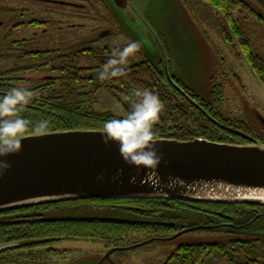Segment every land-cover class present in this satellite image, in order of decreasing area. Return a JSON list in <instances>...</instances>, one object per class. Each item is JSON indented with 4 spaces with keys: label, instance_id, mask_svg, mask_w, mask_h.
I'll use <instances>...</instances> for the list:
<instances>
[{
    "label": "trees",
    "instance_id": "1",
    "mask_svg": "<svg viewBox=\"0 0 264 264\" xmlns=\"http://www.w3.org/2000/svg\"><path fill=\"white\" fill-rule=\"evenodd\" d=\"M185 1L187 4L192 5V7L195 4L197 5L198 2L210 6L212 10L219 13L224 19L233 36H235V33H239L236 30L234 18L236 12L241 7L242 3L240 1ZM239 12L243 13V11ZM49 33L45 35L44 41L38 42L39 46L35 44V40H18L22 42L21 45L25 49V52L17 57L16 61L18 62H16V67L12 70L0 69V94H3L8 88L16 86L14 84L15 74L36 70H47L50 73L58 74V76L47 75L41 79V85L33 89V92L36 94L33 103L23 113L25 118L32 122L43 118L51 120L52 126L47 133L79 130L100 131L102 122L111 118L114 114L112 110L100 109L98 97L102 91L108 92L120 104L123 115L130 109L131 101L134 99L131 95L132 90L147 89L157 93L165 106L155 126L158 139L191 141L196 138H205L220 143L241 145L252 143L245 142V139H249L246 136L247 134H254L250 125L240 119L225 118L221 111V99H213L211 103L205 104L182 81L172 78L182 85L181 87L179 86L180 88L197 101L207 115L210 116L208 117L201 109L187 99L182 92L175 88L169 80L165 69L162 68V64H155L147 55H143L141 50L136 54V57L140 58L143 55L144 59L139 61H136L135 57L130 59L133 64L129 63L128 66L126 65L122 75L102 83L97 80L96 73L100 66L109 58L112 47L88 49L80 46L63 51L56 48L61 44H55L56 41L51 40V36L53 35ZM225 33L230 39L228 40L231 41L232 35L226 29ZM9 40V38L5 37L2 41L6 42ZM13 44L20 45V43ZM243 48L247 50L246 45H243ZM24 59H28L30 65L25 66V68H19L20 62ZM0 62L6 63L7 61L4 57H0ZM58 82L61 83L60 88L57 87ZM213 93L215 94V92ZM221 97L222 91L219 98ZM191 113L199 119L200 123L195 122ZM28 135L32 134L29 133L25 136ZM259 140L264 144L263 139ZM81 202H87L88 204L77 208L70 207L72 203L78 204ZM113 204L119 205V207H112ZM88 205H91L93 218L61 220L55 216L60 212L64 214L73 212L75 214L80 210H85V207ZM122 205L123 210L142 211V215L147 217H143L145 219L141 220L136 215H130L132 218L127 220L97 217L100 216L99 213L101 211L117 212L114 209H122ZM179 208L190 209L181 211ZM200 208H204L205 210ZM18 212H28V214L24 215ZM33 212H40L41 216L48 215L49 217V215H52L53 217L49 218L54 219L46 222L47 228L50 229L49 234L65 239L69 236H77L79 239L90 237L94 238V240H102L105 239L103 237L105 234L108 240L115 236L116 239H125L122 237L126 235L119 238L117 235L112 234L111 231L119 227L129 230L137 229L138 235H135L133 232L132 237L129 238L130 240L127 242L118 241L110 246L108 250L122 249L133 245H138L135 247L138 248L142 247L144 243L166 241L155 239L174 237L183 229L198 226H218L214 231L224 229L230 235L227 242L181 244L178 251L173 253L164 264H176L177 261L178 264H207V260L217 252L218 255L227 258L229 256V251L226 248L227 243L235 251L238 248L237 246L246 250L250 257L247 260L245 259L243 264L264 263V205L148 199H99L36 205L0 212V247H8L0 251V264H4L3 262L7 260L10 254L24 249L21 248L25 246L24 244H18L17 247L6 244L8 240L4 236L9 232L10 227L29 224L27 221H22L20 217L30 219L31 217L40 216L37 214L32 216ZM77 226L89 230L93 228L94 234L73 233L72 228ZM102 228L108 229V232L100 233L98 229L102 230ZM237 236H247L250 238L245 241H239L235 239ZM262 246L263 255L260 260L259 250ZM234 255L235 257L231 264H242L238 263L237 256L239 254L235 252ZM8 263L9 261L5 264Z\"/></svg>",
    "mask_w": 264,
    "mask_h": 264
},
{
    "label": "rangeland",
    "instance_id": "2",
    "mask_svg": "<svg viewBox=\"0 0 264 264\" xmlns=\"http://www.w3.org/2000/svg\"><path fill=\"white\" fill-rule=\"evenodd\" d=\"M91 1L95 2V0ZM137 4L142 14L140 29L120 20L116 11H111L110 14L104 12L105 4L103 3L102 6L104 5V7L100 8L97 1L95 6L92 7L93 11L87 10V14L90 11L92 13L88 21L79 20L75 22L76 24L77 22L86 23V26H76L74 29H69L70 27L68 28L69 25L67 26V23H60L61 20H64L65 7L47 4L46 20L50 23H55L46 27L48 29L47 33L50 31V35L62 41V43H59L61 45L56 47L57 49L67 51L80 47L83 43L96 38L97 32L93 27L95 24L92 23V19L98 16L95 20L101 26L102 22L105 23L109 19L112 36L107 40L111 42L112 48L123 43L125 45L131 41L140 42V50L143 55H147L157 65L162 63H164V66L167 65L170 76L182 81L202 99V102L208 104L213 99H221V111L225 118L246 121L250 128L260 135L257 138L264 140V131L255 117L258 116L264 119V85L251 72L247 59L239 56L237 40L219 13L212 10L210 6L200 2L192 7L185 0H137ZM15 5H17V0H0V57H4L7 61L6 63L0 62V69L12 70L16 67L17 57L25 52L21 45L22 42L19 41H23L26 37H33L32 34L35 32L37 34L43 33L41 29L34 30V28L27 26L13 32L11 29L13 23L17 21L28 22L30 19L21 18L20 9L16 8ZM18 5L32 10L39 9L38 4L32 3V1L22 2L19 0ZM62 14L63 17H60ZM70 23L73 22L71 21ZM60 25H63V27L60 28ZM103 28L105 29V26ZM225 29L232 35L231 41H229L230 39L226 35ZM59 30L62 31L59 32ZM94 34L95 36L93 37ZM122 35L124 36V41L121 38ZM5 37L10 40L3 42L2 40ZM13 43H20V45ZM143 55L140 58L135 55L136 61L144 59ZM130 59L127 66L129 63L133 64ZM28 65H30V61L24 59L20 62L19 68H25ZM47 75L58 76V74L50 73L47 70L22 72L15 74L14 84L18 87H27L33 91L35 87L41 85V79ZM57 87H61L60 82L57 83ZM221 91L222 97L219 98ZM98 99L100 109L112 111L113 109H118L122 114L120 104L108 92L102 91ZM191 116L195 122L200 123L193 113H191ZM87 204V202L72 203L70 207L77 208ZM85 208L91 209V205ZM179 209L186 211L190 208ZM200 209L205 210L204 208ZM99 214L114 219H123V216H126L108 211H101ZM98 231L103 234V232H108V229L102 228V230L98 229ZM133 232L138 235L137 229L129 230L122 227L113 229L111 231L112 234L117 235L119 238L126 235L125 239H116L115 236L103 243V245L99 240H95V242L70 241L63 246H72L77 249L76 251L83 253L84 255L82 254L81 256L84 257L75 255L74 259L64 260L62 263L95 264L114 243L130 240L129 238L132 237ZM229 236L224 229L187 232L174 241H156L145 244L136 250H128L117 254L115 258L119 256L122 258L120 264H164L173 253L178 251L181 244L227 242ZM249 238L247 236H237L235 239L245 241ZM237 247L235 251L227 243L226 248L229 251V256L224 258L222 255H218L217 252L207 260V264H231L234 260L235 252L239 254L237 256L238 263L243 264L245 259L247 260L250 256L245 249L240 246ZM262 255L263 246L259 250L260 260ZM80 259L86 261L82 262L83 260ZM176 264H178V261ZM256 264L264 263L258 262Z\"/></svg>",
    "mask_w": 264,
    "mask_h": 264
},
{
    "label": "water",
    "instance_id": "3",
    "mask_svg": "<svg viewBox=\"0 0 264 264\" xmlns=\"http://www.w3.org/2000/svg\"><path fill=\"white\" fill-rule=\"evenodd\" d=\"M105 2L111 11L118 13L120 20L139 27L142 14L137 0ZM165 71L175 88L207 115L197 101L174 82L167 65ZM249 139L251 144L242 145L205 138L158 139L156 147L163 157L157 170L158 181L150 172L125 164L117 145L102 143L100 131L49 132L42 137L28 135L23 138L22 151L6 158L11 168L0 177V212L99 199L264 205V144ZM170 177L179 178L182 183L169 189ZM217 228L198 226L168 239L155 240L173 241L187 232ZM7 248L0 247V251ZM104 260L95 264H103Z\"/></svg>",
    "mask_w": 264,
    "mask_h": 264
},
{
    "label": "flooded vegetation",
    "instance_id": "4",
    "mask_svg": "<svg viewBox=\"0 0 264 264\" xmlns=\"http://www.w3.org/2000/svg\"><path fill=\"white\" fill-rule=\"evenodd\" d=\"M22 2H28L32 1V3H37L39 9H27L25 7L22 8V6H19V0H17V5H15L16 8L20 9V17L23 19L30 18L28 22H22V21H17L12 24L11 29L13 32L15 30H19L21 27L27 26L34 28V30H40L43 31L41 34H37L36 32L32 34L33 37H26L23 40H35V44L39 46L38 42H41V40L44 41V37L47 34V26L48 25H54L55 23H50L48 20H46V5L50 6H56V7H65V13H64V20H61L60 23H67L66 25L68 26L69 29H74L76 26L79 27H85L86 23H75L76 21L79 20H84L88 21L90 16H92L91 11L87 14V10H92V7L95 6L96 1L98 4V7L103 8L104 7V12H108L109 14L111 13L110 7L107 5L105 0H95V2L91 0H20ZM240 1L241 7L238 9L236 12L234 21L236 22V30L239 31V33H235V38L237 40V50L239 51V56L242 58H246L250 70L253 73L255 77H257L262 84L264 85V0H238ZM44 5V8H43ZM90 6V8H89ZM14 8V7H13ZM106 10V11H105ZM93 11V10H92ZM110 11V12H109ZM239 11H243L241 14ZM71 15V16H70ZM63 17V14L60 16ZM98 18V16H97ZM94 18L92 19V23L95 24L94 29L97 32L96 38L92 39L89 42L83 43V48H88V49H100L104 47L111 48L112 44L110 41L107 39L112 36V31L110 29V23L109 19L107 21L102 22V26L99 25V22ZM73 23H70V22ZM98 24V26H96ZM105 26V29L103 28ZM63 25H60V28H62ZM77 27V28H79ZM247 28V29H245ZM62 30H59L61 32ZM108 32V34H107ZM262 32V33H260ZM262 34V35H261ZM29 36V35H28ZM95 34L93 35V37ZM117 37V36H116ZM122 40L124 41V36H121ZM51 40H55L56 44L59 45V43H62V41L58 40L57 37L51 36ZM106 40V41H105ZM80 43V42H77ZM122 47L124 46L123 44H119V46ZM243 45H246L247 50L243 48ZM35 46V45H32ZM162 68L165 69L164 63H162ZM175 83H177L178 86H182L179 84L174 79ZM257 119V122L261 125L263 131H264V119L260 118L258 116H255ZM255 125V124H254ZM249 138H253L256 140H259L260 135L255 133L254 134H247L246 135ZM260 141V140H259ZM245 142H250V139H245ZM112 207H119L116 204H113ZM121 207V206H120ZM117 212H112V213H117L121 215H126L123 216V220H127L129 218H132L130 215H136L139 217V220L145 219L143 217H147L142 215L143 212H136V211H129V210H123V205L122 209H114ZM77 211V210H76ZM75 211V212H76ZM93 211L91 209L85 208V210H80L77 213H68L64 214L62 212L58 214H53L57 216L58 218L66 219V220H73V219H78V218H93ZM19 214H24L27 215L28 212H18ZM40 215V212H33L31 215ZM49 217H53L52 215H49ZM47 216H37V217H31L30 219H20L22 221H27L29 224H24V225H19V226H13L9 228V232L4 236L6 240H8V245H14V247H17L18 244H24V249L17 250L13 254H10L9 257L7 258L6 261H2L4 264L9 261L8 264H61L62 262L74 259L75 255H78L77 257H84L81 256L83 253H80L79 251H76L77 249L73 248L72 246L70 247H64V244H68L70 241H92L95 242L94 238H82L79 239L77 236H69L66 239L65 238H59L56 236H52L49 234L50 229L47 228L46 222L49 220H52L54 218H49ZM98 218H109L104 215L97 216ZM73 218V219H72ZM111 219V218H110ZM114 219V218H113ZM122 220V219H118ZM143 222V221H141ZM78 227V226H77ZM75 227L72 228L73 233H93L94 230L89 229H83L81 227ZM185 230V229H183ZM182 230V231H183ZM181 231V232H182ZM180 233V232H179ZM105 239H97L100 241V243L103 245L106 241H108V237L106 235H103ZM125 238V237H122ZM4 245V244H2ZM138 245H133V246H128L127 250H136L138 248ZM121 249V248H117ZM123 249V248H122ZM127 250H107L103 256L100 258L101 261L102 259L105 258L103 264H120V256L118 258H115L117 254L126 252ZM77 253V254H76ZM80 254V255H79ZM84 255V254H83ZM107 256V257H106ZM75 257V258H77ZM63 259V260H62ZM83 260V259H80ZM78 260V261H80ZM61 261V262H59ZM86 260H83L84 262ZM81 262V261H80ZM63 264V263H62Z\"/></svg>",
    "mask_w": 264,
    "mask_h": 264
},
{
    "label": "clouds",
    "instance_id": "5",
    "mask_svg": "<svg viewBox=\"0 0 264 264\" xmlns=\"http://www.w3.org/2000/svg\"><path fill=\"white\" fill-rule=\"evenodd\" d=\"M140 48L138 41L128 42L123 47L114 46L109 58L98 69L97 80L103 83L122 75L129 59L135 57ZM35 95L29 88L17 86L0 94V177L11 168L6 158L22 151L26 134L42 137L52 126L48 118L32 122L23 115ZM131 95L134 99L125 114L113 109V116L102 122L100 138L105 146L117 145L120 157L129 167L144 169L159 181L157 170L163 157L156 147L155 126L165 106L157 93L147 89L132 90ZM181 183L179 178L170 177L167 187L174 189Z\"/></svg>",
    "mask_w": 264,
    "mask_h": 264
}]
</instances>
